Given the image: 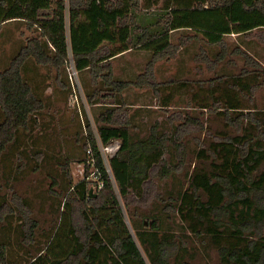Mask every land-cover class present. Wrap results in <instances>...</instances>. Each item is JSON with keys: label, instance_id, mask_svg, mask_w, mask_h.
Instances as JSON below:
<instances>
[{"label": "trees", "instance_id": "1", "mask_svg": "<svg viewBox=\"0 0 264 264\" xmlns=\"http://www.w3.org/2000/svg\"><path fill=\"white\" fill-rule=\"evenodd\" d=\"M171 3L173 5L166 4L169 10L166 28L150 32L143 27L135 37L134 45L151 50L153 58L170 47L172 31L191 30L210 45H218L220 49L215 61H221L227 53V36L264 30V0H171ZM64 12L65 0H0V26L9 21L23 20L39 30V36L29 39L0 72V159L8 145L15 142L20 129H32L29 126L31 116L43 108L41 99L20 72L22 63L28 57L59 70L68 60L70 51L77 71L89 69L94 75L106 71L100 76L104 83H100L98 93L108 102L100 103L106 107L100 112V122L95 130L86 120L81 135L83 147H88L91 154L97 178L90 186L87 179L75 183L72 187V201L75 200V203L69 207V201L63 202L65 210L53 229L54 235L49 236L46 253H39L26 264H173L170 257L174 255L176 258V248L185 249L183 240L179 245L175 243L173 236L163 230L159 215H153L152 222L145 227L143 222L136 223L137 211L132 213L127 208L131 195L137 197L134 200L145 204L150 177L155 167L163 162L169 140L176 143L177 150L181 146L176 139H172L173 133L168 136L158 131V123L153 124L144 137L134 138L129 131L131 115L124 106L132 105L125 102L121 94L129 83L113 78L110 62L132 47L130 42L134 35L125 21L129 0H69V47ZM233 51L241 53L244 61L254 67L253 71L244 69L226 77L223 83H228V86L221 97L216 96L211 104L222 109L225 122L237 128L240 134L215 144L212 152L219 161L218 171L209 173L194 168L187 186L176 192L175 207H170L176 210L181 221L187 222L191 232L201 234L204 222L225 206V197L235 196L242 207L239 214L227 209L231 225L222 229L220 223L213 222V226L207 228L217 245L219 263L264 264V236L260 237L263 240L255 241L243 236L250 220L259 225L264 223V205L260 206L258 201L251 199L249 186L251 182L256 190L264 187V171L258 179L249 180L252 172L264 162V111H243L247 107L242 102L245 96L251 99L257 86H264V65L256 59L250 60L247 53L236 47ZM137 77L140 82L143 80L142 74ZM131 84L137 87L153 85L155 92L153 83ZM59 85L66 90L69 88L68 83ZM87 97L90 98L88 93ZM91 102L95 105L97 101ZM173 117L181 118V114L176 113ZM182 118L179 124L172 125L175 133L182 131L189 122L198 123L188 115ZM114 140L119 141V147L109 156L107 167L99 143L104 146ZM199 192L206 196L204 201L200 199ZM117 193L130 214L131 227L144 248L145 257L124 221ZM2 207L0 205V209ZM21 218L24 220V234L31 239L36 221L25 211H22ZM63 226L66 231L62 239L60 233ZM228 228L232 232L224 234L223 230ZM0 263L6 264L1 244Z\"/></svg>", "mask_w": 264, "mask_h": 264}, {"label": "rangeland", "instance_id": "2", "mask_svg": "<svg viewBox=\"0 0 264 264\" xmlns=\"http://www.w3.org/2000/svg\"><path fill=\"white\" fill-rule=\"evenodd\" d=\"M167 3L173 5L171 0H129L125 21L134 39L130 42V52L116 59V65H122L120 70L123 71L113 73V78L129 83L122 90V96L125 102L132 105L124 106L131 115V135L134 138L144 137L150 127L158 123L157 130L168 136L173 133L172 139H176L181 146L177 150L176 143L169 140L163 162L155 167L150 177L145 204L134 200L137 197L131 195L127 208L132 213L137 211L136 223L143 222L145 227L152 222L153 215H159L163 221V230L173 236L175 243L183 240L185 249L176 248V258L172 256L174 261L170 257L173 264H220L217 245L207 228L213 226V222L220 223L222 229L231 225L227 209H233L234 213L239 214L242 204L235 200V196H226L225 206L216 210L211 219L204 222L201 234L191 232L187 222L181 221L176 210L173 211L170 206L175 207L176 192L187 186L194 168L209 173L218 171L219 161L212 152L215 144L240 134L237 128L225 122L222 109L211 103L216 96L221 97L228 86V83H223L226 77L244 69L253 71L254 67L244 61L243 55L233 51L235 47L247 53L250 60L256 59L264 65V30L256 29L247 35L227 36V53L221 61H215L220 49L218 45H210L200 34H194L191 30L172 31L170 47L153 58L151 50L134 45L135 37L143 27L150 32L166 28L169 11ZM68 5L69 0H65V33L69 47ZM38 36L39 30L26 21L2 24L0 72L29 39ZM20 72L35 95L41 99L43 108L31 116L29 126L32 129H20L15 142L8 145L0 159V205L4 206L0 209V244L5 251L6 264H26L39 253L44 255L49 236L54 235L53 229L65 210L63 202L69 201L70 207L75 201H72V187L82 179H87L89 186L96 180V168L88 147H83L81 135L86 120L95 130L100 122V112L106 107L100 103L108 102L107 98H101L98 93L100 83H104L100 76L106 71L97 72V75L90 73L89 69L77 71L70 51L68 60L59 70L51 64L38 63L33 57H28L22 63ZM140 74L143 76L141 82L137 77ZM59 83H68V90ZM131 83H153L155 92L153 85L137 87ZM251 95L250 100L246 96L242 98L243 106L247 107L243 111L255 109L262 113L264 86H257ZM91 101L97 102L94 105ZM176 113H180L181 118H174ZM186 115L198 123L189 122L182 131L175 133L172 125L179 124ZM168 117H172L171 120ZM99 147L104 164L108 167L109 153L101 149L100 143ZM263 171L264 162L252 172L249 180L258 179ZM249 186L251 199L263 206L264 187L256 190L251 182ZM199 195L202 201L206 199L202 192ZM117 196L124 221L145 257L144 248L137 241L131 227L130 214L118 193ZM22 211L36 221L31 239L24 234ZM247 227L243 230L246 239L263 240L260 237L264 236V223L259 225L250 220ZM64 228L61 229V238L66 231ZM231 232L229 228L223 230L224 234Z\"/></svg>", "mask_w": 264, "mask_h": 264}, {"label": "built area", "instance_id": "3", "mask_svg": "<svg viewBox=\"0 0 264 264\" xmlns=\"http://www.w3.org/2000/svg\"><path fill=\"white\" fill-rule=\"evenodd\" d=\"M119 147V141L114 140L107 145L101 146V149L109 153V156L113 155Z\"/></svg>", "mask_w": 264, "mask_h": 264}, {"label": "crops", "instance_id": "4", "mask_svg": "<svg viewBox=\"0 0 264 264\" xmlns=\"http://www.w3.org/2000/svg\"><path fill=\"white\" fill-rule=\"evenodd\" d=\"M127 52H130V50H128V51L124 52L123 54H120V55H118V56H116V57H114V58L112 59L111 64L113 65V66H112V70H113V73H114V74H116V71H120V72L122 73L123 70H120V69H122V68H121L122 65H121V66H117V65H116V62H117L116 59H117V58H120V57L123 56L124 54H127ZM123 64H124V63H123ZM124 65H125V64H124ZM128 85H129V84H128ZM128 85L126 86V88L128 87ZM121 94L123 95L124 92L122 91Z\"/></svg>", "mask_w": 264, "mask_h": 264}]
</instances>
